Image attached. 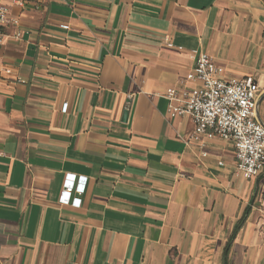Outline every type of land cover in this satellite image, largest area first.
<instances>
[{"label":"crops","instance_id":"1","mask_svg":"<svg viewBox=\"0 0 264 264\" xmlns=\"http://www.w3.org/2000/svg\"><path fill=\"white\" fill-rule=\"evenodd\" d=\"M0 4V264H224L247 207L228 264H264V170L243 180L220 139L203 157L163 97L202 51L254 79L264 124V0ZM67 172L87 177L78 208Z\"/></svg>","mask_w":264,"mask_h":264},{"label":"built area","instance_id":"2","mask_svg":"<svg viewBox=\"0 0 264 264\" xmlns=\"http://www.w3.org/2000/svg\"><path fill=\"white\" fill-rule=\"evenodd\" d=\"M8 22V10L0 4V46L4 41L2 28ZM60 27L68 29L67 26ZM19 35V32L15 33V37ZM164 42L167 48L176 47L166 38ZM176 48L182 50L180 46ZM190 55L194 63L185 80L177 87L167 88L163 94L167 102V116L171 119L183 116L192 119L194 130L191 142L199 145L203 157H206L205 142L213 139L231 142L238 174L243 180H255L264 170V124L258 118L257 83L252 77L224 78L223 68L217 64L219 57L197 50L190 51ZM0 73L11 75L13 72L0 66ZM187 82L192 86L187 87ZM67 106L63 103L60 112L65 114ZM86 182L84 175L64 173L59 204L78 208ZM258 200L264 208V187Z\"/></svg>","mask_w":264,"mask_h":264},{"label":"trees","instance_id":"3","mask_svg":"<svg viewBox=\"0 0 264 264\" xmlns=\"http://www.w3.org/2000/svg\"><path fill=\"white\" fill-rule=\"evenodd\" d=\"M249 211H250V208L247 207L245 209V212L243 214V217L241 218V220L236 224L235 228H234V231H233V234L232 236L229 238V240L227 241L224 249H223V263L224 264H228V253H229V249H230V245L236 235V233L241 229V227L243 226L248 214H249Z\"/></svg>","mask_w":264,"mask_h":264}]
</instances>
